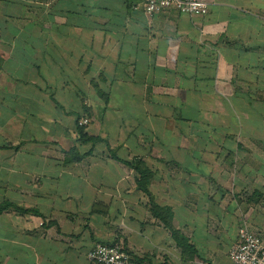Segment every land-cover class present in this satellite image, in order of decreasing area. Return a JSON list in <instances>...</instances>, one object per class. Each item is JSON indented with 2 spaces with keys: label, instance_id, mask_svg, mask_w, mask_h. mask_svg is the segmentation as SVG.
<instances>
[{
  "label": "crops",
  "instance_id": "0c3cea01",
  "mask_svg": "<svg viewBox=\"0 0 264 264\" xmlns=\"http://www.w3.org/2000/svg\"><path fill=\"white\" fill-rule=\"evenodd\" d=\"M132 1L0 0V204L25 209L0 213V264L117 240L140 264H232L244 225L264 241V0Z\"/></svg>",
  "mask_w": 264,
  "mask_h": 264
},
{
  "label": "built area",
  "instance_id": "2783aa9c",
  "mask_svg": "<svg viewBox=\"0 0 264 264\" xmlns=\"http://www.w3.org/2000/svg\"><path fill=\"white\" fill-rule=\"evenodd\" d=\"M138 7L148 16L169 8L195 16L205 15L208 11L204 0H133L132 8L137 10ZM88 123L87 117L80 121V125ZM228 256L232 264H264V241L244 225ZM87 259L91 264H139L120 240L111 244L95 245L88 251Z\"/></svg>",
  "mask_w": 264,
  "mask_h": 264
},
{
  "label": "trees",
  "instance_id": "16d2710c",
  "mask_svg": "<svg viewBox=\"0 0 264 264\" xmlns=\"http://www.w3.org/2000/svg\"><path fill=\"white\" fill-rule=\"evenodd\" d=\"M105 98V97H103ZM88 115V112L85 111ZM94 139L93 138H89L85 133H84V129L82 126L79 127V142L80 143H85V142H93ZM77 148L73 147L69 153H77ZM78 158H81V156H78ZM133 164V163H132ZM131 163H129V166H133L135 167L138 171H140V169L137 168L136 165H132ZM141 174V178L140 181H138L139 187L142 190V192H144L145 195H147L149 197V202H150V211L153 214L154 217L158 218L161 222H163V224L171 231L173 238L177 241V244L181 247V249L183 247L187 246V242L185 241V239L183 237H181V235L179 234V232L171 225V219H172V212L171 209L169 207H161L159 205H157L155 202H153L152 197L150 192L148 191L147 187L144 185L142 179L144 180L145 177H147V174L143 171H140ZM7 208H13V210H17V211H21V212H25V209H21L13 204L10 203H4V204H0V213L3 212L4 210H6ZM133 257V256H132ZM137 263H139L137 260H135ZM140 264V263H139Z\"/></svg>",
  "mask_w": 264,
  "mask_h": 264
},
{
  "label": "rangeland",
  "instance_id": "374dc122",
  "mask_svg": "<svg viewBox=\"0 0 264 264\" xmlns=\"http://www.w3.org/2000/svg\"><path fill=\"white\" fill-rule=\"evenodd\" d=\"M0 259H1V257H0Z\"/></svg>",
  "mask_w": 264,
  "mask_h": 264
}]
</instances>
